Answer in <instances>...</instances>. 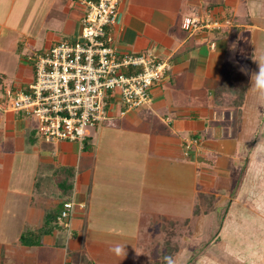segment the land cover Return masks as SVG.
Returning <instances> with one entry per match:
<instances>
[{
    "label": "crops",
    "instance_id": "1",
    "mask_svg": "<svg viewBox=\"0 0 264 264\" xmlns=\"http://www.w3.org/2000/svg\"><path fill=\"white\" fill-rule=\"evenodd\" d=\"M241 2L249 23L237 20ZM48 3L50 12L40 21L48 23L55 15L62 30L76 36L85 12L81 0ZM206 13L227 16L231 27L191 30L189 20ZM114 38L121 52L151 50L172 64L168 77L152 86L146 106L123 113L119 95L113 99L108 119L128 124L134 138L116 137L112 128L102 127L107 134L96 139L101 123L84 144L47 142L26 119L30 115L5 109L4 101L0 105V264H158L161 254L175 261L177 220L187 230L180 239L187 242L198 193L204 205L208 194L222 210L230 202L220 228L227 229L226 238L229 230L233 240L244 242L249 228L264 232V168L252 177L249 156L238 161L235 155L240 145L236 136L246 129L247 119L264 124V107L249 91L252 73L264 62V0H121ZM13 41V52L23 53L21 40ZM238 55L247 57L244 64H233ZM235 101L241 104L227 105ZM226 116L237 127H228ZM210 123L216 125L209 140L201 133L202 128L210 132ZM194 134L199 142L186 156L187 139ZM230 136L236 139L219 141ZM224 147H231V157H236L235 192L214 188L215 167L227 162L215 155L227 151ZM182 177H190L194 186L183 188ZM70 200V226L56 224L52 218ZM146 207L152 208V217ZM49 213L53 229L40 244H23L21 233L42 227ZM205 220L203 216L202 228ZM221 235L214 239L221 241ZM123 245L124 257L115 251Z\"/></svg>",
    "mask_w": 264,
    "mask_h": 264
},
{
    "label": "built area",
    "instance_id": "2",
    "mask_svg": "<svg viewBox=\"0 0 264 264\" xmlns=\"http://www.w3.org/2000/svg\"><path fill=\"white\" fill-rule=\"evenodd\" d=\"M85 12L80 32L54 42L36 53L34 77L26 90L3 102L10 111H22L38 120V133L47 142L75 141L84 144L90 128L109 117V108L119 95L123 113L139 109L152 100V86L167 78L169 60L151 50L121 52L115 43L121 0H81ZM231 19L206 13L192 17L188 26L228 30ZM198 139H187L190 155ZM73 200L65 201L59 222L70 226Z\"/></svg>",
    "mask_w": 264,
    "mask_h": 264
},
{
    "label": "rangeland",
    "instance_id": "3",
    "mask_svg": "<svg viewBox=\"0 0 264 264\" xmlns=\"http://www.w3.org/2000/svg\"><path fill=\"white\" fill-rule=\"evenodd\" d=\"M48 2L49 0H43L41 6L38 0H0V34L4 36L0 38V105L10 96H13L17 92L26 90L28 88L30 82L34 77L33 59L36 53L45 52L57 40L70 38L69 35H67L68 33L62 30V24L59 23L60 21L54 19L56 18L55 15L51 14L49 16L53 19L48 23H43V21H40V18L44 17V13L46 12V10L48 11V13L50 12ZM220 12L222 11L220 10ZM51 13H56V11L51 10ZM236 14L237 20L247 23L251 22V20L246 17L247 11L244 9L242 2L240 3L239 9L236 10ZM58 17L59 16H57V18ZM9 28L12 32L8 30ZM13 40H21L23 53L19 52V54H15L13 52V50L11 49L13 48L12 46L14 44ZM6 43H9L10 48H8ZM260 49L264 52L263 45L260 46ZM246 58L247 57L242 58L238 55L237 60L235 59L236 61L233 64L242 65L244 64ZM232 88L235 91L234 87ZM238 104L240 103L237 102L236 105ZM252 111L253 110H251L250 112V116L254 112ZM237 113L240 112L238 111L236 112V114ZM263 114L264 113L262 112V117L260 119L264 122ZM26 119L30 121L29 123L35 125L38 129V120L36 116L30 115ZM258 120L259 119L255 117H249L247 119L248 125H245L246 129H242L236 136V138L239 139L240 143L239 149L237 150L236 154L233 153L237 156L238 161L242 160L246 156H249L251 163V166L249 168H253L255 171L251 173L252 177H258L260 175L259 169L264 168L262 167V162H264V124L259 123ZM239 121L240 123L242 122V120ZM225 122L229 124L228 127H237V122H235V120L230 121L227 116ZM102 124L103 125L97 129L96 134H94L93 136H96V139L100 138L104 134H107V132L103 131L102 127L112 128L111 132L116 137H123L124 135L129 138H134V136L136 135L135 133H133L134 131L132 132V130H130V128L125 127L128 126V124H125V126H123L122 122L115 118L105 120ZM211 125V133H205V129L203 128L201 133L204 138L209 140L210 134H212L213 132V126H215L216 123H210L209 126ZM94 128L95 127L90 128V131H94ZM215 137L218 136L216 135ZM231 137L232 136H230V138L221 137L219 141L224 144L229 142L230 140L233 141V138L236 139L235 137ZM226 149L227 151H225L224 149L221 150L222 153L220 154L223 155H218V153H216L215 155L216 160L217 157H221L223 158V161H227L224 167H215V174L217 176L215 179V184L217 185V187L214 188L221 193H228V191L230 190L232 192H235L234 190H236L237 186L235 184L233 185L235 180L232 181V177L233 175H235L234 173L236 171V157H233L232 159L231 156L235 155H231V147H227ZM101 156L103 157V159H105V156ZM97 157L100 158L99 156ZM123 159L124 158H120L119 160ZM119 162L121 161H117L116 163L120 164ZM198 164L200 168H203L202 162H198ZM208 169L209 168H207L205 171L208 172ZM240 171L241 165L237 166V173L239 174ZM181 179L182 181L180 185L183 188L191 187V185L194 186V182L190 180V177H182ZM207 198L209 199V204L204 205L203 202L205 201V198H203L202 195L198 193V203L195 205L196 212L191 215V221L189 222L191 223V236H188L190 238L189 241V238L187 239L188 243L183 242V240L180 239V236L185 233L187 234V230H184L182 224H180L179 220H177L175 228L176 239L174 240L175 264H264V232L257 230L253 231L249 228L248 231L246 230V234H249L247 236V240L249 241L244 242L240 239L233 240L234 235L230 232L231 230H229L228 236L226 238L225 231L227 229H218L223 228L222 223L224 224V220H227L226 218L229 216V213H227L226 209L228 203L230 204V202L227 201L222 210L221 206H218L217 208V206L215 205L217 200L216 197L214 198L211 194H208ZM204 208L207 210V213H205V210H203ZM146 211L145 213L148 217L153 216L151 214V207H146ZM203 216L206 220L205 224L203 223L204 225L202 228ZM234 216L236 217V215ZM198 217L199 220H197ZM136 222L139 223V219L136 220ZM244 228L246 229L247 227ZM69 229L70 228H68V230ZM219 233L220 235H223L224 233V236L221 235L223 237L221 238V241L212 238L213 235H219ZM254 235V238H256L255 240L253 239ZM208 240L210 241L208 244H206ZM109 245L111 244L109 243ZM195 253V261L192 262V260V263H190V260ZM163 259H165V256L163 254L159 255V260L156 261V263L159 262L160 264H165L164 261L162 262Z\"/></svg>",
    "mask_w": 264,
    "mask_h": 264
},
{
    "label": "trees",
    "instance_id": "4",
    "mask_svg": "<svg viewBox=\"0 0 264 264\" xmlns=\"http://www.w3.org/2000/svg\"><path fill=\"white\" fill-rule=\"evenodd\" d=\"M225 88L228 89V87H225ZM234 89H235V90H238L236 87H234ZM243 89H245V87H244ZM236 103H237V101L232 102V103H231V102H228L227 105H228V106H232V105H230V104H234V105H236ZM239 103L241 104V101H239ZM190 138H196V139H198V135H197V134L191 135ZM198 142H199V139H198ZM185 148L187 149V146H186V145H185ZM63 203H64V202H63ZM63 203H62V207H61L60 211H59L57 214L54 215V218L51 217V215H50L51 213H49V214L47 215V218L45 219V222H44V224L42 225V227H40L39 229H27V230L23 231V232L21 233V235H20V240H21V242H22L23 244H30V245H38V244H40V243L42 242V239H41V238H42V235H44V234L50 232V231L53 229V227L51 226L52 219H53L54 222H56V224H60V225H62V224L59 222L58 217L60 216V214H61V212H62V209H63ZM50 217H51L52 219H51ZM218 230H220V228H219ZM218 230H217V231H218ZM217 231H216V233H217ZM216 236H217V235L215 234V235L212 236V238H216ZM210 238H211V237H210ZM212 238H211V239H212ZM209 241H210V240H208V242H207L206 244H208ZM195 255H196V253L194 254V256L192 257V259L190 260V263H192V262L195 261V258H194V257H196ZM169 257H170V256H169ZM166 258H168L167 255L165 256V259L162 260V262L164 261L165 264H167V259H166ZM192 260H193V261H192ZM191 261H192V262H191ZM158 264H160V263H158Z\"/></svg>",
    "mask_w": 264,
    "mask_h": 264
},
{
    "label": "clouds",
    "instance_id": "5",
    "mask_svg": "<svg viewBox=\"0 0 264 264\" xmlns=\"http://www.w3.org/2000/svg\"><path fill=\"white\" fill-rule=\"evenodd\" d=\"M255 102L258 106L264 107V62L259 61L258 72L251 75V87L249 88ZM116 253L124 257V245L116 248ZM167 264H175L173 258L168 257Z\"/></svg>",
    "mask_w": 264,
    "mask_h": 264
}]
</instances>
